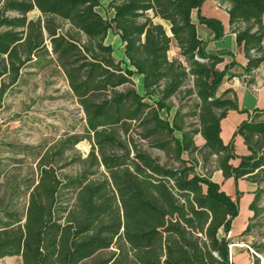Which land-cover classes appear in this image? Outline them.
<instances>
[{
  "label": "trees",
  "instance_id": "1",
  "mask_svg": "<svg viewBox=\"0 0 264 264\" xmlns=\"http://www.w3.org/2000/svg\"><path fill=\"white\" fill-rule=\"evenodd\" d=\"M205 1L111 0L106 11L113 17L104 19L96 11L99 0H0V100L23 71L54 63L86 125L83 135L68 136L39 157L23 211L0 204V259L81 264L109 251L98 264H230L227 235L241 193L232 198L209 173L198 174L180 156L201 152L193 143L200 134L205 158L216 156L224 179L264 182V110L242 112L225 97L228 91L216 95L226 79L253 83L264 61V0H215L228 5L229 33L246 60L241 74L231 71L234 60L218 69L233 54H207L206 42L197 36L194 12L213 40L225 33L218 20L200 14ZM33 11L39 16L29 19ZM155 19L168 23L169 34ZM109 31L118 36L124 60L116 61L105 43ZM172 42L184 62L169 59ZM134 75L142 76V96ZM177 96L171 122L160 118L161 111L169 116ZM231 110L247 118L224 144L220 121ZM137 130L140 139H153L151 147L172 150L178 166L162 165L142 150L132 136ZM235 136L243 139L247 155L235 153ZM81 141L90 150L84 159L76 158L80 173L60 177L55 157L65 143L74 147ZM232 160H238L236 166ZM257 199L258 191L249 206L252 218ZM255 249L264 264V246Z\"/></svg>",
  "mask_w": 264,
  "mask_h": 264
},
{
  "label": "rangeland",
  "instance_id": "2",
  "mask_svg": "<svg viewBox=\"0 0 264 264\" xmlns=\"http://www.w3.org/2000/svg\"><path fill=\"white\" fill-rule=\"evenodd\" d=\"M110 1L99 0L100 7L97 12L105 19L111 14L106 11ZM38 16L37 11L27 15L29 19H36ZM262 22L264 35V16ZM165 29L168 30L166 27ZM105 43L112 47L116 60L123 57L119 39L114 31L108 32ZM262 51L264 54V38ZM260 66L264 70V61ZM187 85L191 86L190 80ZM179 97L172 100L174 106L180 104ZM162 116L164 118L165 113H162ZM85 127L81 107L56 64H50L40 70L29 68L23 71L17 85L7 90L0 100V204H16V209L23 211L27 199L26 191L37 178L39 157L48 150L54 152L59 148L60 142L68 136L83 135ZM140 132L141 130H137L132 136L142 150L162 165L178 166L172 150L162 151L151 147L150 142L153 139H140L137 135ZM89 150L90 145L86 141H81L74 147L65 143L63 152L54 160L55 166L61 168L58 170L59 176L74 177L80 173L82 167L76 158L80 156L84 159ZM183 157L186 155L183 154L181 158ZM258 186L256 216L249 219L246 236L248 247L263 257V254L255 249L264 246V182ZM108 254L109 251L100 252L81 264H98L99 260L107 258ZM253 257L257 259L254 255ZM258 261L260 263L259 259ZM0 264L22 263L19 257L13 256L1 258Z\"/></svg>",
  "mask_w": 264,
  "mask_h": 264
},
{
  "label": "crops",
  "instance_id": "3",
  "mask_svg": "<svg viewBox=\"0 0 264 264\" xmlns=\"http://www.w3.org/2000/svg\"><path fill=\"white\" fill-rule=\"evenodd\" d=\"M227 8V4L215 0L205 1L200 8V14L202 16L216 19L223 26L225 32L224 36L217 41L213 40V33L210 30H208L204 25L198 24L195 12L192 13L191 19L192 22L196 24V33L198 38L206 42L205 52L207 54H215L224 51H228L233 54L232 57L225 56L223 58V63L218 65L217 68L221 69L223 65L234 60L237 66L233 67L231 71L235 72L236 74H241L243 72L242 67L245 65L246 60L244 58L242 49L236 45L235 35L229 33L228 15L226 12ZM107 13H111L108 19L113 17L112 11ZM154 21L161 24L164 28L166 27L169 29L168 23L159 19H155ZM166 31L169 34V31ZM116 37L118 38V36ZM119 45L123 56V46L120 40ZM168 57L169 59H178L179 61L184 62L183 58L179 55V49L174 42L171 44ZM121 60H124L123 57L117 59L116 61ZM253 80L254 81L251 85H247L246 82L238 78H233L231 80L226 79L219 86L216 95L219 97L223 95L224 92L228 91L229 93H227L225 97L234 100L238 110L242 112H251L254 109L264 110V70L261 69V66L256 70ZM132 81L134 83L136 92L142 96L144 94L142 88V76L134 75L132 77ZM175 111L176 106L171 109L169 116H167L164 111H161L159 116L160 118L167 119L169 122H171ZM162 113H165L164 118ZM246 118L247 115L245 113H240L233 110L227 112L225 118L220 121V137L224 144L230 142L234 130ZM173 135L177 140H181L180 132L175 131ZM193 143L195 147L201 150V152H196L191 155H188L186 152H184L183 154H185L186 157L181 159L195 165V171L198 174L204 175L209 173L211 181L220 185L221 189L232 198H235L236 191L241 193L239 198V213L238 216L233 220L231 230L228 233L230 241L235 245V247L231 248L229 251L230 264H253L254 257L247 249L249 247L245 231L247 229L249 219L253 216V212L249 209V206L254 200L259 186L256 183L245 179H239L237 182L231 178L224 179L221 172L217 168L216 156H211L207 159L205 158L207 151L203 149L204 140L200 134H197L193 137ZM234 149L238 156H244L248 154L246 146L243 143V139L240 136H236L234 138ZM231 163L236 166L238 160H232Z\"/></svg>",
  "mask_w": 264,
  "mask_h": 264
},
{
  "label": "built area",
  "instance_id": "4",
  "mask_svg": "<svg viewBox=\"0 0 264 264\" xmlns=\"http://www.w3.org/2000/svg\"><path fill=\"white\" fill-rule=\"evenodd\" d=\"M227 238H229V235H227ZM230 239V238H229ZM231 246H235L232 242L230 243V245H229V251L231 250ZM240 247V246H239ZM248 250H249V252L252 254V255H254L257 259H259L260 260V264H261V262H262V257L261 256H259L258 254H256L255 252H253L251 249H249V248H247ZM229 259H230V255H229Z\"/></svg>",
  "mask_w": 264,
  "mask_h": 264
},
{
  "label": "bare ground",
  "instance_id": "5",
  "mask_svg": "<svg viewBox=\"0 0 264 264\" xmlns=\"http://www.w3.org/2000/svg\"><path fill=\"white\" fill-rule=\"evenodd\" d=\"M233 247H235V246H231V248H233Z\"/></svg>",
  "mask_w": 264,
  "mask_h": 264
},
{
  "label": "water",
  "instance_id": "6",
  "mask_svg": "<svg viewBox=\"0 0 264 264\" xmlns=\"http://www.w3.org/2000/svg\"><path fill=\"white\" fill-rule=\"evenodd\" d=\"M168 31H169V29H168Z\"/></svg>",
  "mask_w": 264,
  "mask_h": 264
}]
</instances>
